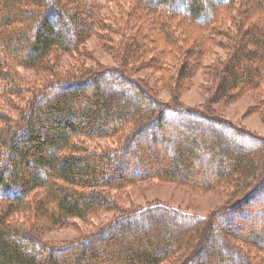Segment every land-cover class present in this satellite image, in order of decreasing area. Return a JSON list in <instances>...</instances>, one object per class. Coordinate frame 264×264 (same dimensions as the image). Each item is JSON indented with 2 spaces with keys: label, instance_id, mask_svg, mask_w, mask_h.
I'll return each mask as SVG.
<instances>
[{
  "label": "trees",
  "instance_id": "16d2710c",
  "mask_svg": "<svg viewBox=\"0 0 264 264\" xmlns=\"http://www.w3.org/2000/svg\"><path fill=\"white\" fill-rule=\"evenodd\" d=\"M74 3L0 0L3 88L14 78L13 66L47 70L53 52L76 50L88 38L94 27L85 15L69 9ZM254 3L264 0H148L206 26L219 9L238 14L235 31L227 26L230 44L223 47L230 55L218 68L220 85L213 102L264 82V29L256 17L257 22H248L256 14ZM177 4L183 7L177 9ZM140 40L130 52L146 58L151 41ZM67 81H54L47 92L32 98L18 124L0 129V264H162L170 258L177 264H256L238 243L264 253V205L258 203L264 198V174L258 179L264 172V137L176 100L164 104L123 72L85 69L81 77ZM127 126L132 132L123 134L115 148L89 150L75 141L118 136ZM223 132L241 144L223 138ZM162 145L166 152L161 155ZM214 165L218 170L213 173L208 169ZM195 171L201 176L194 178ZM146 176L195 180L200 187L224 180L237 199L208 216L163 203L123 209L73 243L42 240L43 232L72 218L85 220L100 210L118 209L109 190ZM25 208L33 211V227L13 223V215ZM177 218L182 222L171 228L169 222ZM141 221L150 228L139 227Z\"/></svg>",
  "mask_w": 264,
  "mask_h": 264
},
{
  "label": "rangeland",
  "instance_id": "374dc122",
  "mask_svg": "<svg viewBox=\"0 0 264 264\" xmlns=\"http://www.w3.org/2000/svg\"><path fill=\"white\" fill-rule=\"evenodd\" d=\"M68 1L72 4L77 1V4L74 3L69 9L80 16L85 15V20L91 22L94 28L76 50L53 52L49 56L47 70H36L20 64L12 67L14 73L11 75L14 78L9 79L8 87L3 88L2 84L0 85V116L7 119L6 122L0 119V129L7 123L9 126H13L16 122L18 124L32 98L47 92L54 81L72 82L88 69L97 73L123 72L129 79L141 85L153 98L164 104L176 100L180 106L211 114L232 122L252 134L264 137V82L249 88L241 87L231 98L215 102L211 100L218 96L220 85L217 86L220 82L218 68L229 59L230 50L223 47V43L230 44L229 31H235L237 23L235 17L238 14L233 15L234 10L226 9L227 11L224 10L223 13L222 9L217 10L212 27L191 20L187 15L167 7L147 4L148 0ZM175 7L180 9L183 4H177ZM252 10L256 14L258 12L259 16L254 14L253 19L248 22L252 24L258 20L259 25L264 29V19L261 17L264 15V3L252 4ZM58 25L61 26L60 23ZM211 27L214 29L213 32L208 30ZM72 34L74 35V32ZM72 34L68 32V35ZM142 36L145 38V43L151 41L147 46L149 50L148 55H145L146 58L133 56L130 52L131 47L139 46L138 41ZM124 45H127L125 50ZM54 91L62 92L60 88H55ZM131 132L132 127L127 126L118 136H92L86 139L77 137L75 141L84 143L89 150L115 148L124 141L123 134L128 135ZM222 137L237 142L230 139L226 132H223ZM240 144L241 142H237V145ZM135 147L136 145L133 149ZM165 148L164 145L158 148L160 154L166 152ZM158 161L163 163L161 159ZM201 164L208 165L205 162ZM148 167L150 168V165ZM208 170L214 173L218 169L215 166ZM263 174L262 171L258 179ZM195 175L194 178H198L201 172L195 171ZM196 183L195 180L182 181L156 176L138 178L124 188L109 190L110 197L115 199L118 209L100 210L92 216H87L85 220L72 218L62 227L46 230L41 238L56 245L70 244L98 231L112 221L121 210L145 207L152 203H163L208 216L226 204H231L233 199H237L232 193V187L224 180L212 187H200ZM258 203L264 205V198ZM253 207L259 206L256 204ZM32 212L30 208L17 212L13 215V223L22 228L33 227ZM180 222L182 219H173L169 222V226L173 228ZM139 223V227L145 230L150 228L145 221ZM134 229L139 231V228L134 227ZM238 244L244 251L248 250L254 263L264 264V253H257L252 248L241 245L240 242ZM162 264H177V262L174 258H170Z\"/></svg>",
  "mask_w": 264,
  "mask_h": 264
}]
</instances>
